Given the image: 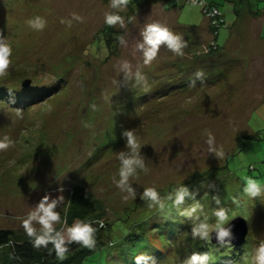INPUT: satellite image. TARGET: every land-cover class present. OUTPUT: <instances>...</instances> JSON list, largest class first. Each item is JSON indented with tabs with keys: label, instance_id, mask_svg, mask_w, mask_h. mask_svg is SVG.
<instances>
[{
	"label": "rangeland",
	"instance_id": "rangeland-1",
	"mask_svg": "<svg viewBox=\"0 0 264 264\" xmlns=\"http://www.w3.org/2000/svg\"><path fill=\"white\" fill-rule=\"evenodd\" d=\"M166 1L0 0V47L9 48L0 73V230L28 232L25 221L32 233L51 229L58 220L45 227L41 203L54 214L81 186L96 202L89 222H115L116 242L125 235L131 245H147L142 264L170 262L187 250L192 256L190 237L219 230L207 224L217 219L207 208L220 204L235 177L264 173V45L227 44L207 64L194 60L179 70L177 61L205 51L212 36L196 6L168 8ZM212 1L230 20L216 39L224 47L242 29H230L227 3ZM151 26L174 44L153 49ZM181 26L200 29L185 35ZM126 160L138 163L122 176ZM168 195L180 197L173 207ZM247 224L236 246L250 255L233 264H259L264 218L252 213ZM71 238L65 230L63 241ZM154 251L160 255L147 256Z\"/></svg>",
	"mask_w": 264,
	"mask_h": 264
},
{
	"label": "trees",
	"instance_id": "trees-1",
	"mask_svg": "<svg viewBox=\"0 0 264 264\" xmlns=\"http://www.w3.org/2000/svg\"><path fill=\"white\" fill-rule=\"evenodd\" d=\"M128 6L131 3H138L139 0H119ZM196 1V0H194ZM203 3L202 6H197L194 4L193 0H167L166 2H171V6L168 8H178L185 5L196 6L201 12V15L207 19L208 26L203 28L211 34L212 40L210 46L203 50H192L188 55L192 59L182 62L181 59L177 61L179 70H183L187 65H195L198 62L206 63L207 57H212L214 55H220L223 46L216 43V39L219 31L224 28L226 22L223 19V15L219 9V6L214 1L198 0ZM165 2V3H166ZM179 4H181L179 6ZM250 8V7H249ZM213 10L218 11L217 16H207V14H212ZM182 27V26H181ZM202 28V27H201ZM200 27L188 26L182 27L185 35L187 33L193 32L198 33ZM190 42V41H189ZM195 58H194V57ZM204 57V58H203ZM199 60L197 63L192 64L193 61ZM32 98H30L31 100ZM262 131V130H260ZM250 138L252 136L248 135ZM255 138H258L255 136ZM242 139V138H241ZM241 139H238L239 141ZM227 160V159H226ZM227 162L225 161L224 169L227 168ZM264 167V161H263ZM226 170V169H225ZM253 166H249V172L255 171ZM226 173L233 177L234 174L226 171ZM264 175V173H262ZM262 174H250L244 177H235L234 186L231 188H226V190L220 195L221 201L218 206L214 209L207 208L211 213L214 214L213 217L217 218L213 222L207 224L216 225L220 223L221 216L226 221H231L237 215H241L245 219L246 224L250 219L252 213L256 214L260 219L264 218V197L263 192L260 191L261 186L264 184L261 182L263 178ZM230 180V179H229ZM249 181H251L255 187L251 191L249 189ZM231 183V182H230ZM179 191V190H178ZM179 193V192H177ZM182 193V192H181ZM153 195H148L147 200L155 201ZM170 203L168 205L173 207L175 201L180 199L175 197L171 198L168 195ZM254 197V199H253ZM186 201L183 200L179 207L183 208ZM96 202L93 200L92 193L86 190L84 187L76 186L73 188L71 195L68 196L64 203V208L62 210L56 211L54 215L58 220V224L51 229L37 230L31 235L29 232H15L12 230H0V249H5L6 252L0 258V264H135L141 263L139 250L140 248L147 247V245H131L130 242L125 238V235L119 236V240L116 242V238L112 235V224L115 222H110L107 225L103 223H94L93 221H88L96 212ZM163 204V203H162ZM191 205V204H190ZM208 214L206 212H200L197 217H206ZM195 216V217H196ZM117 221V220H116ZM76 224L83 227L85 224L91 229L89 232L88 243L83 240L70 239L68 241H63L62 235L65 230H70ZM224 224L221 225L224 226ZM110 228L108 233L104 230ZM207 227V226H206ZM248 229V224H247ZM214 231V229H212ZM60 239L63 243L60 249H57L55 245V240ZM118 239V238H117ZM125 239L126 241H122ZM247 239V238H246ZM43 240L42 243L39 241ZM191 243L195 250L190 257L189 250L183 253H179L174 256L173 259L169 261H164L160 264H233L235 261H243L248 259L250 252L245 248L247 246H236L229 243L226 244H212L209 239L194 240L190 237ZM120 245V248L115 250L113 247L116 244ZM247 245V244H246ZM162 250L161 247H158ZM2 253V254H3ZM122 253V255H121ZM164 255L169 253L166 251L162 252ZM157 257L160 254L156 251L147 254V256ZM195 258V259H194ZM103 260V262H102ZM146 263V262H143ZM142 264V263H141Z\"/></svg>",
	"mask_w": 264,
	"mask_h": 264
},
{
	"label": "clouds",
	"instance_id": "clouds-1",
	"mask_svg": "<svg viewBox=\"0 0 264 264\" xmlns=\"http://www.w3.org/2000/svg\"><path fill=\"white\" fill-rule=\"evenodd\" d=\"M113 21L116 18H112ZM149 35L147 37V41L149 44L153 46V49L162 41H168L169 44H174L173 37L164 29L160 28L159 26H151L149 28ZM153 53L149 52L148 55L151 56ZM9 48L7 47H0V73H2L8 66L9 63ZM129 144L133 149H136L138 147L135 139L129 134ZM138 163V161L135 160H126L124 161V166L121 171L122 176H126L129 171H131V167L133 164ZM255 185L249 181V189H254ZM149 195H152V193H148ZM40 208L44 212V216L40 218L41 223L45 225V227H48L49 220H55L56 216L51 211L52 205H49L48 207H44V204L41 203ZM221 221L216 225V228L221 229V225L226 223L227 221L223 218V214H220ZM24 227L28 230L29 234H32V229L29 227V222H24ZM72 239L75 240H83L85 243H88L89 239V232L91 229L85 224L83 227L77 225L70 230ZM207 229L205 230V235L207 234ZM228 233L223 231L222 229L219 232V236L223 237L226 236ZM40 243L43 242V240L39 241ZM63 243L62 240L56 239L55 245L57 249H60L61 244ZM261 255L259 257V264H264V249H261ZM195 259V258H194Z\"/></svg>",
	"mask_w": 264,
	"mask_h": 264
},
{
	"label": "crops",
	"instance_id": "crops-1",
	"mask_svg": "<svg viewBox=\"0 0 264 264\" xmlns=\"http://www.w3.org/2000/svg\"><path fill=\"white\" fill-rule=\"evenodd\" d=\"M212 1V0H206ZM229 6L230 16L233 15V24H229L232 30L235 26V31H238L237 35H232L229 41L226 42L223 48L227 44L236 43V47L244 48L245 46H250L253 44H259V46L264 45V0H223ZM250 7V8H249ZM224 21L227 23V16L224 11H221ZM237 18V19H236ZM230 21V20H229ZM239 23V24H238ZM234 30V29H233ZM234 31V32H235ZM232 34V33H231ZM244 38V41L241 40ZM242 43H244L242 45ZM247 44V45H246ZM255 46V45H254ZM252 46V47H254ZM258 47L254 49L257 51Z\"/></svg>",
	"mask_w": 264,
	"mask_h": 264
},
{
	"label": "water",
	"instance_id": "water-1",
	"mask_svg": "<svg viewBox=\"0 0 264 264\" xmlns=\"http://www.w3.org/2000/svg\"><path fill=\"white\" fill-rule=\"evenodd\" d=\"M29 82H26L23 86H26ZM227 232L226 236L220 237V230ZM214 230L209 234V241L212 244L229 243L232 245H240L244 242L248 229L245 219L242 217H235L229 221L223 228Z\"/></svg>",
	"mask_w": 264,
	"mask_h": 264
},
{
	"label": "built area",
	"instance_id": "built-area-1",
	"mask_svg": "<svg viewBox=\"0 0 264 264\" xmlns=\"http://www.w3.org/2000/svg\"><path fill=\"white\" fill-rule=\"evenodd\" d=\"M193 2H194V4H196L197 6H202L203 5V3L202 2H200V1H198V0H196V1H194L193 0ZM217 15H219V13H218V11H216V10H213V13L212 14H207V16L209 17V16H217Z\"/></svg>",
	"mask_w": 264,
	"mask_h": 264
}]
</instances>
